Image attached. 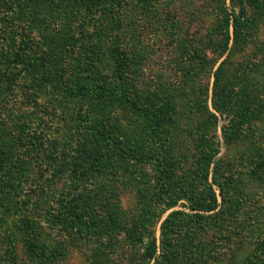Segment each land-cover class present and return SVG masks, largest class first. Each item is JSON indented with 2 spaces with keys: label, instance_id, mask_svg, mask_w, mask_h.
Here are the masks:
<instances>
[{
  "label": "rangeland",
  "instance_id": "374dc122",
  "mask_svg": "<svg viewBox=\"0 0 264 264\" xmlns=\"http://www.w3.org/2000/svg\"><path fill=\"white\" fill-rule=\"evenodd\" d=\"M58 1L63 6V0ZM150 1V10H145L137 0H124L118 31L114 28L117 25L110 24L106 7L84 9L76 2L66 3L68 9L63 6L62 11L71 12L69 17L76 24L83 16L98 15L96 24L90 18L84 19V23L90 22L86 24L89 30L93 24L92 36L97 42L108 45L120 36L122 46L133 58L131 81L125 87L128 95L148 105L157 103L161 108L162 128L151 138L147 122L129 117L123 103L95 102L98 103L89 113L92 120L108 117L121 126L129 140L143 136L151 147V153L147 154L150 157L147 156L144 164L138 166L134 161L129 170L123 169L122 180L113 182L114 191L104 182L101 195L108 204L114 203L128 220L144 217L159 205L164 208L173 204L156 220L159 245L160 224L165 216L172 210L194 212L188 207L190 201H201L210 188L216 194L217 208L212 212L199 211L205 215L197 223L199 232L188 240L191 247L186 249L191 254L194 246L204 245V257H207L204 259L210 264H264V258L259 260L257 255L258 245L264 238V177L257 178L253 169L264 154V8L249 10L240 24L237 46L231 55L228 51L233 45L234 33L229 26L228 49L213 62L208 40L217 41L223 36L221 21L230 0H224L225 3L222 0ZM100 3L95 6L99 7ZM85 11L87 14L82 15ZM39 19L40 30L50 19L58 23L57 16H50L46 10L39 12ZM21 26L15 21L7 26L9 35L7 29L0 33V50L9 58L20 52ZM36 47L30 45L29 51L36 54L42 51ZM223 59H226L225 78L231 94L228 111L220 113L212 106V86L214 71ZM0 61L1 66V56ZM63 66L67 70V64L55 59L47 69L59 75L64 72ZM25 70L17 71V89L7 91L3 84L0 86V128L4 130L0 134L1 131L35 130L38 135L43 134V139L38 137L34 150L40 151L42 147L47 153L52 147L54 156L61 160L71 158L82 140L81 127L75 118L79 99L65 96L50 85L37 81L31 84ZM24 83L27 85L23 86ZM205 100L215 115L208 131L202 129L208 120L203 106ZM243 111L250 112V116L238 119L234 112ZM19 147L17 143L9 146L0 143L1 151L12 153L20 162L19 168L24 170L17 183L18 195L0 210V264H37L21 241L17 215L26 208L20 207L23 199L30 202L27 215L36 224L38 242L46 249L58 250L49 255L50 264L134 263L140 249L125 242L121 235L114 241L92 243L72 237L51 222L47 210L68 181L66 177L55 180L47 177L46 161L51 159H46V154L21 157L17 152L21 150ZM203 154L211 156L209 165ZM216 160L222 169L220 189L212 179ZM38 169L40 173L43 170L39 179ZM147 184L156 192L144 199L138 187ZM210 213L214 216L210 217ZM189 235L185 234L184 241ZM177 255L184 256L182 252Z\"/></svg>",
  "mask_w": 264,
  "mask_h": 264
},
{
  "label": "trees",
  "instance_id": "16d2710c",
  "mask_svg": "<svg viewBox=\"0 0 264 264\" xmlns=\"http://www.w3.org/2000/svg\"><path fill=\"white\" fill-rule=\"evenodd\" d=\"M99 1L101 3L99 7H96ZM74 2L79 6L83 5L84 9L106 7L110 14L107 16L111 17L110 24L117 25L114 28L118 31L119 12L123 11L121 8H123L124 0H63V6L68 9L66 3ZM137 2L145 10L150 8V0H137ZM222 2L225 3L224 0ZM59 3L58 0H0V33L7 29L8 34L7 26L15 21L22 24L18 33L20 52L11 53L13 58H9L6 50L4 51L8 56L0 50V56L3 57V63L0 66V86L3 84V88L7 91L17 89L15 87L19 79L17 71L26 69L24 73L31 84L37 81L45 86H53L56 91L65 96L77 97L79 106L75 118L81 127L82 140L78 142L74 154L72 151L71 158L63 160L51 154L52 147L47 149L48 154L42 147L40 151L34 150V143H37L38 137L43 139V134L38 135L35 130L28 132L19 130L16 133L1 131L0 143L4 146L17 143L20 146L18 149H21L17 152L21 157L28 158L43 152L46 154L47 158L43 155L46 159H51L46 161L47 169L50 170L47 172V177L50 180L66 177L67 184L57 193L50 209L47 210L51 222L58 229L70 233L72 237L76 236L77 239L92 243L96 241L100 244L105 241H114L121 235L125 242L140 249L132 264H210L207 259H204L207 258L204 257V245L194 246L191 254L189 249H186L191 247L188 240L194 239L199 232L197 223H200L202 221L200 218L205 215L199 211L212 212L217 208L216 194L210 188L209 193L201 201H190L188 207L194 212L172 210L165 216L160 224L159 245L155 235L156 220L173 204L165 205L164 208L159 205L156 210H151L144 217L128 220L114 203L108 204L107 199L101 195L104 192L102 190L104 182L113 188V182L122 180L123 169L129 170L133 167L134 161L138 163V166L144 164L147 156L150 157L147 154L151 153V147L147 146L143 136L129 140V136L123 132L121 126L117 122L112 123L113 120L108 117L92 120L89 113L98 103L95 102L117 100L123 103L129 117L143 118L147 122V133L151 138L156 137L162 128L161 108L157 103L148 105L143 100L128 95L125 87L127 82L131 81L129 73L133 58H130L129 52L122 46L120 36L110 40L108 45L97 42V39L92 36L93 24H91L92 29L89 30L86 24L90 22L84 23V19L90 18L91 22L96 24L98 15L96 13L86 15L85 11L82 14L86 15L85 18L83 16L76 24L72 21V17H69L72 13L63 12V6ZM261 8H264V0H230V5L224 9L225 13L221 21L223 36L217 41L208 40L213 53V62L228 49L229 26L233 27L234 33L233 45L228 51V55H231L237 46V33L241 22L249 10ZM45 10L50 16H57L58 23L50 19L40 30L38 29L39 12ZM56 12L59 13L56 14ZM165 21L170 25L168 19ZM10 32L12 33L11 30ZM13 34L15 35V32ZM32 44L37 45L36 49L41 48L42 51L36 50L37 54L29 51ZM55 59L62 60L63 65L67 64V70L63 66L62 74H53L47 69L49 63H53ZM225 61L226 59L221 60L213 75L212 106L220 113L228 111L231 94L230 84L225 78ZM25 85L27 84L24 83L23 86ZM203 106L205 113L208 114V120L203 123L202 129L208 131L215 122V115L209 111L206 100ZM234 113L241 120L250 116V112ZM0 130L3 129L0 128ZM41 130L43 128L39 131ZM203 158L206 165L212 161L211 156L207 154H203ZM260 159L255 162L253 169L257 178L262 179L264 154L260 156ZM19 165V160L12 153L3 152L0 149V210L3 205L6 206L7 203L9 205L14 196L18 195L17 183L20 181V175L24 173ZM42 171L40 173L38 169V179ZM221 172L220 163L216 160L212 179L219 189L222 181L219 179ZM138 189L140 194L144 195V199L156 192L150 184L140 186ZM111 191H114V188ZM221 194L224 198L223 190ZM155 199L159 200V196L155 195ZM28 202V199L21 200L20 207L23 209L26 206V208L17 215L23 247L37 264H50L51 256L49 255H52L57 248L49 250L38 242L36 224L27 215L30 205ZM208 215L214 216L212 213ZM188 233L191 236L189 235L184 241V236ZM176 251L182 252L184 256L179 258ZM257 255L259 260L264 258V238L258 245Z\"/></svg>",
  "mask_w": 264,
  "mask_h": 264
}]
</instances>
